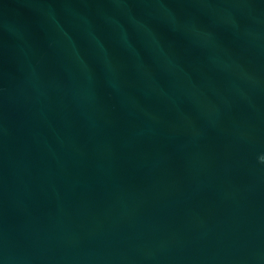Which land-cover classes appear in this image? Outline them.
I'll return each instance as SVG.
<instances>
[{"label":"water","instance_id":"95a60500","mask_svg":"<svg viewBox=\"0 0 264 264\" xmlns=\"http://www.w3.org/2000/svg\"><path fill=\"white\" fill-rule=\"evenodd\" d=\"M0 264H264V0H0Z\"/></svg>","mask_w":264,"mask_h":264}]
</instances>
